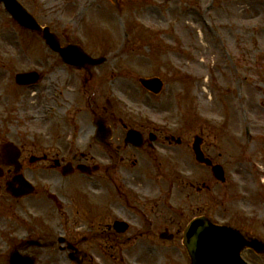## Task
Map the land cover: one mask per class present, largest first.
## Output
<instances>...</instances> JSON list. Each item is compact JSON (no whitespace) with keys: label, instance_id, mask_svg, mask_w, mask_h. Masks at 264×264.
I'll use <instances>...</instances> for the list:
<instances>
[{"label":"rangeland","instance_id":"374dc122","mask_svg":"<svg viewBox=\"0 0 264 264\" xmlns=\"http://www.w3.org/2000/svg\"><path fill=\"white\" fill-rule=\"evenodd\" d=\"M20 1L63 42L69 37L87 52L107 56L99 68L111 76L106 86L114 87L121 112L130 113L134 122L146 120L159 127L158 147L145 165L182 167L192 171L194 181L203 174L207 182L200 199L203 210L264 212V0ZM49 51L37 34L19 27L0 5L1 103L4 94L10 93L12 100L16 93L15 72L51 66ZM5 69L11 72L7 85ZM140 76L162 77L163 91L151 98L141 89ZM44 121L35 118L27 125L33 133L49 124ZM165 134L179 136L183 142L170 145ZM39 135L34 136L42 143L50 142ZM195 135L204 139V152L223 166L226 183L194 167L191 143ZM82 144L85 151L100 154L92 140ZM163 172L159 179L168 178V171ZM89 184L100 199L104 182L99 174ZM64 196L55 209L44 192L19 204L3 200L9 205L7 216H0L4 233L0 234V264L7 263L12 248L21 246L22 253L34 256L35 264H71L66 250L57 244L45 245L74 227L75 217H68ZM18 206L37 219L12 223L11 213L22 212ZM105 221L104 215L91 213L75 225H83V231L92 234L90 252L106 264H137L134 256L140 264H152L160 258L161 250L123 251L122 261L110 256L114 250L101 236ZM25 236L38 245L25 244ZM179 257L177 253L175 258Z\"/></svg>","mask_w":264,"mask_h":264},{"label":"flooded vegetation","instance_id":"af4514ba","mask_svg":"<svg viewBox=\"0 0 264 264\" xmlns=\"http://www.w3.org/2000/svg\"><path fill=\"white\" fill-rule=\"evenodd\" d=\"M51 54L54 55L51 66L40 72L41 80L35 85L38 87L32 90L29 89L32 86L15 84L12 100L10 93L3 95L2 103L0 99V149L6 143L14 147H9V153L0 158V207L4 211L8 212L9 205L3 203L4 199L12 205L41 192H49L53 202L66 195L69 216L75 217V221L74 227L63 232L65 244L71 248L68 253L74 255L77 250L82 251L84 264H106L90 252L92 234H86L83 225H75L80 217L91 213L108 219L101 236L107 238L109 243H106L114 250L115 254L110 252L109 255L121 261L123 251L161 250L160 258L152 264H189L182 243L184 230L191 219L205 216L215 224L237 229L249 242L242 250L244 259L249 264H264V212L224 214L201 209L202 178L192 181L194 174L190 178L178 174V170H173L175 178H170L171 167L145 165L151 162L150 153L156 149L159 137L149 125L122 115L113 99L106 97L105 73L88 64L80 68L66 65L56 53ZM10 79L11 72L5 69L6 85L10 84ZM107 101L112 107V116ZM91 116L110 128V138L104 144L94 140L96 132L89 124ZM35 118L49 124L44 129H35L28 139L31 129L27 124ZM128 128L137 130L140 147L125 141ZM36 133L45 135L50 142L42 143L41 138L34 136ZM167 137L170 136L164 139ZM85 139L93 140L100 154L85 151L87 143L82 144ZM96 156L101 161L96 166L98 169L93 170ZM80 165L89 166L82 170ZM64 170L69 173L64 174ZM163 170L168 171V178L159 179ZM186 171L183 173H188ZM96 174L104 182L100 199L89 190V181ZM18 179L32 184L33 193L20 197L10 194L7 190L15 191ZM188 185L191 191H187ZM118 220H124L125 229ZM177 253L181 257L175 258ZM134 262L140 264L138 256H134ZM71 264L75 263L71 260Z\"/></svg>","mask_w":264,"mask_h":264},{"label":"water","instance_id":"95a60500","mask_svg":"<svg viewBox=\"0 0 264 264\" xmlns=\"http://www.w3.org/2000/svg\"><path fill=\"white\" fill-rule=\"evenodd\" d=\"M0 2L4 4L5 9L20 25L41 34L45 43L52 50L58 51L63 60L76 63V59L81 58L90 64L100 63L103 60V58L92 59L86 54L76 56L72 52L79 51L77 45L69 44L61 47L58 38L50 31L49 27L41 26L18 0H0ZM37 78L36 72L18 73L16 76L17 81L24 84L32 83ZM140 82L146 87L154 89L155 92H158L161 87V81L158 78H140ZM198 144L199 141L196 139L194 149L197 158L203 160L202 154L198 150ZM205 161L209 162L208 160ZM214 174L223 179L222 172L217 167L214 168ZM235 236V231L229 227L214 226L207 223L204 219H195L187 229L184 238V244L190 256L191 264H245L239 255L242 242H239ZM75 259L78 264H81L77 258ZM32 262V259L20 257L16 253L10 259V264H32Z\"/></svg>","mask_w":264,"mask_h":264}]
</instances>
